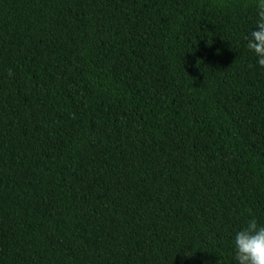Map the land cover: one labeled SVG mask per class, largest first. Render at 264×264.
<instances>
[{
	"label": "trees",
	"instance_id": "trees-1",
	"mask_svg": "<svg viewBox=\"0 0 264 264\" xmlns=\"http://www.w3.org/2000/svg\"><path fill=\"white\" fill-rule=\"evenodd\" d=\"M255 0H0V264H238L264 225Z\"/></svg>",
	"mask_w": 264,
	"mask_h": 264
},
{
	"label": "clouds",
	"instance_id": "clouds-1",
	"mask_svg": "<svg viewBox=\"0 0 264 264\" xmlns=\"http://www.w3.org/2000/svg\"><path fill=\"white\" fill-rule=\"evenodd\" d=\"M257 30H252L245 39L247 47L258 57V64L264 66V0H255ZM235 260L238 264H264V225L255 218L249 219L246 226L234 237Z\"/></svg>",
	"mask_w": 264,
	"mask_h": 264
}]
</instances>
